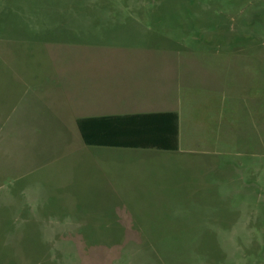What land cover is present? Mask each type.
<instances>
[{
    "label": "rangeland",
    "instance_id": "374dc122",
    "mask_svg": "<svg viewBox=\"0 0 264 264\" xmlns=\"http://www.w3.org/2000/svg\"><path fill=\"white\" fill-rule=\"evenodd\" d=\"M66 39L245 54L260 99L182 116L175 151L86 146L4 71ZM0 110V264H264V0H0Z\"/></svg>",
    "mask_w": 264,
    "mask_h": 264
},
{
    "label": "crops",
    "instance_id": "0c3cea01",
    "mask_svg": "<svg viewBox=\"0 0 264 264\" xmlns=\"http://www.w3.org/2000/svg\"><path fill=\"white\" fill-rule=\"evenodd\" d=\"M39 43L35 48L19 43L3 49L16 55L15 64L8 59L4 71L17 81L16 98L32 90L45 109L80 139L81 119L173 113L178 133L182 116L212 113L228 97L260 99L255 92L259 66L245 54L152 44L109 43L103 44V51L89 50L85 45H93L69 39ZM28 48L33 52L27 53ZM10 230L22 229L6 231Z\"/></svg>",
    "mask_w": 264,
    "mask_h": 264
},
{
    "label": "trees",
    "instance_id": "16d2710c",
    "mask_svg": "<svg viewBox=\"0 0 264 264\" xmlns=\"http://www.w3.org/2000/svg\"><path fill=\"white\" fill-rule=\"evenodd\" d=\"M78 130L89 146L177 149V117L173 113L81 119Z\"/></svg>",
    "mask_w": 264,
    "mask_h": 264
}]
</instances>
